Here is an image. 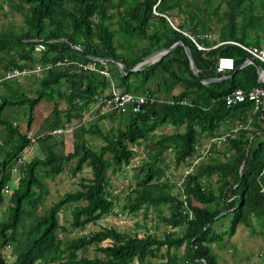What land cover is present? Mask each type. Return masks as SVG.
I'll list each match as a JSON object with an SVG mask.
<instances>
[{"label": "trees", "instance_id": "trees-1", "mask_svg": "<svg viewBox=\"0 0 264 264\" xmlns=\"http://www.w3.org/2000/svg\"><path fill=\"white\" fill-rule=\"evenodd\" d=\"M220 4L224 8L218 13ZM258 7L264 9V0H217L211 9L194 7L188 0H0V16L8 10L23 19L20 32L0 28V132L4 133L0 139V264H131L134 260L153 264L150 257L162 259L161 264H218L211 244L220 246L223 234L231 236L236 225L242 224L250 234H264V108L253 111L250 101L231 106L223 102L229 90L260 83L253 64L234 70L248 55L238 45L223 42L264 46L259 32L253 40H245L248 29L260 26L252 22L262 16L254 14ZM163 15L177 29L216 32L213 42L201 40L205 45L222 43L198 50ZM236 16L243 21L239 23ZM35 39L44 51H34ZM178 40L188 46L197 75L190 70L181 44L130 70L146 54ZM219 55L231 56L234 68L216 72ZM57 61L60 65H55ZM88 61L97 69L105 68L108 76L98 70L81 71L76 64ZM36 63L52 65L28 77L35 82L31 95L18 79L11 87L10 79L3 78L8 68H30ZM200 77L218 80L202 83ZM110 83L120 91L150 95L153 101L136 112L100 113L103 108L97 97L107 92ZM177 86L182 90L171 94ZM57 99L63 100L62 107ZM41 100L53 106L38 133L31 136L27 132L32 110ZM6 106L26 109L24 129L2 117ZM246 123L225 138L221 149L211 150V156L198 163L180 186L169 179L171 161L178 165L201 140ZM163 124L174 130L154 133ZM66 126L71 127V150L64 153L61 141L49 131ZM88 138L98 140V145L93 147ZM33 143L43 156L26 160L22 156ZM140 144L144 156L132 168L133 184L121 201L108 189V177L126 175L133 145ZM165 151L171 154L168 160ZM66 167L70 174L84 167L90 172L78 178L77 188L64 191L44 207L46 180ZM160 205H165L166 213ZM150 210L166 226L162 231L150 233L142 226L145 231L138 235L108 225L84 232L87 224L108 214L136 216L141 211L146 216ZM61 212L64 222L59 220ZM227 216L228 228L217 231L215 221ZM254 220L260 229H255ZM91 247L95 253L88 255Z\"/></svg>", "mask_w": 264, "mask_h": 264}, {"label": "rangeland", "instance_id": "rangeland-1", "mask_svg": "<svg viewBox=\"0 0 264 264\" xmlns=\"http://www.w3.org/2000/svg\"><path fill=\"white\" fill-rule=\"evenodd\" d=\"M191 5H194V7H202L204 6L205 9H211L217 2V0H212L209 2H203L201 0H188ZM191 1V2H190ZM194 1V2H193ZM224 8V4H220L217 8V12L220 13ZM6 9V6L4 7ZM262 13V16L258 21H255V19H252L253 24L260 25L259 28L256 27L254 29H248V37H245L246 41H249L250 39L253 40L252 36L254 33L259 32V36L261 38L264 37V32L261 31V29H264V9H260V7L255 9L254 14ZM257 16V15H256ZM256 16H253V18H256ZM236 20L240 23L243 20L240 18V16H236ZM216 23V22H215ZM218 24V23H216ZM23 25V19L22 16L15 12V11H6V13L2 16H0V28L5 29H12L16 32H20V28ZM211 39L216 38V32L211 33ZM261 40V39H260ZM264 40V39H263ZM0 68L2 67V59H0ZM34 66V65H33ZM32 66V67H33ZM31 68V67H30ZM17 81V79H10V82L8 81V84L13 87V84ZM18 84L20 87L22 86L23 89H25L26 94H32V90L35 86V82H32L33 79H28L27 76H23L18 79ZM15 87V86H14ZM19 87V86H18ZM12 89V88H11ZM12 91V90H11ZM0 92H3V88L0 86ZM58 101V107H62L64 105V102L62 99H57ZM53 103L47 102L44 100H41L38 102L33 110H32V120L30 129L28 130L27 134L33 136L34 134L38 133V128L40 124L43 122V119L48 115L50 109L52 108ZM26 109L24 107H11L6 106L3 110L2 117L8 119L11 121V123L15 124L17 127L24 129L25 124V116L24 112ZM75 120H72L71 123H73ZM103 124H108L107 120L103 121ZM72 125V124H71ZM69 127V126H68ZM174 130V127H172L170 124H163L160 127H157L154 130V133L159 132H171ZM26 131V130H25ZM70 130L59 134L56 138L57 140H60L61 150L66 153L71 150V136H70ZM4 133L0 132V139L4 138ZM89 137V136H87ZM88 142L93 145V147H96L98 145V140L88 138ZM223 145V143H222ZM133 149L135 151L133 157L130 160V163L128 166L125 167L126 169V175L123 173H115V174H109V185L108 189L110 190L111 194H117L119 196V199L122 201V194L125 193L127 190H129V184H133L131 173L132 168L139 164L141 158L144 156V146L143 144L140 145H133ZM165 156V159L168 160L171 156L169 151H165L163 153ZM32 156L42 157V151L39 149L36 143H33L32 146L24 153L22 156L24 159L29 160ZM169 169L167 170L168 176L173 181V179L177 178L180 174L181 168L178 166L176 167L172 162L169 163ZM89 169L87 167H84L81 172L70 174V172L67 170V167L59 173L55 178L52 180H46L47 188H48V195L45 198L44 201V207H47L52 201L56 199V197L60 194H62L64 191L67 190H73L78 187L77 181L80 176L86 177L89 175ZM211 178V177H210ZM15 179V178H14ZM206 179V178H205ZM211 183L214 182V179H209ZM209 207H212V205H209ZM5 208V203L2 204L1 210ZM159 210L161 212L166 213L167 209L165 205H160ZM65 213L61 212L59 215L60 222H64ZM139 225L138 227L136 225ZM255 229H260L259 224L256 223V221H253ZM114 226L115 228L125 231L127 233L133 234L134 232H137L138 235H142V233L145 231L142 226H145L150 233L154 232H160L164 228H166L165 225H163L154 215V212L152 210L148 211L146 213V216H143L142 212L140 211L136 216H132L127 213H118L116 216L113 215H106L102 218L98 219L95 223H89L86 225L84 232L91 229H98L102 226ZM229 226V217L221 218L214 223V227L217 231H221L224 229H227ZM222 242L221 245L218 246L217 244H211L213 250L215 253H217L218 256V264H259L261 262H264V234H250L242 224H238L235 227V231L231 236H227L223 234L222 236ZM171 251H173L171 249ZM92 247L87 251L88 255L94 254ZM4 256H9V249L4 250ZM150 260L153 262V264H161L162 259L150 257ZM131 264H138L135 260Z\"/></svg>", "mask_w": 264, "mask_h": 264}, {"label": "built area", "instance_id": "built-area-1", "mask_svg": "<svg viewBox=\"0 0 264 264\" xmlns=\"http://www.w3.org/2000/svg\"><path fill=\"white\" fill-rule=\"evenodd\" d=\"M168 23L176 30L180 31L184 36H186L195 46L196 49L207 51L210 50L222 42L213 43V44H203L201 40L210 39L211 35L208 33H190L185 30L177 29L168 16L163 15ZM229 42L238 45L241 47L248 55L247 59H255L261 62L264 65V46H250L243 45L236 41H223ZM34 51H44V45L41 43H36L34 45ZM78 68L81 71H96L101 74L108 76V73L105 68L97 69L93 62H77ZM51 63L40 64L36 63L31 68H8L4 70L3 78L4 79H19L23 76H38L43 70L51 67ZM55 65H60V62L57 61ZM234 68V60L231 56L228 55H219L215 61V71L219 73H224L232 70ZM257 81L260 82L258 85L252 86L249 89H243L240 87H235L229 90L223 96V102L226 106H231L235 104H239L244 101H250L252 103L253 111L264 108V76L257 75ZM153 98L150 95L143 93H132L128 91H120L113 87L112 83H110V87L106 93H103L97 97V104L102 105V110L100 109V113L106 112V110H113L115 112H125L127 109H130L133 112L138 111L141 108V105L152 102ZM180 102L184 103V100ZM249 120V119H248ZM249 122V121H248ZM247 122V123H248ZM247 123L243 126L241 124H233L230 126L228 130H225L221 135L210 137L208 139H203L199 143L195 144L193 147V151L190 155L186 156L183 161H181L178 165L172 163L176 167H180L181 171L177 178L173 179L176 186H180L182 184L183 179L195 168V166L201 161L207 159L211 156V150H215L220 142H224L225 138L231 134V132L236 131L237 129L247 126ZM71 130V127H56L49 131L51 135L58 136L59 134L65 133ZM15 168L13 167L12 170Z\"/></svg>", "mask_w": 264, "mask_h": 264}, {"label": "water", "instance_id": "water-1", "mask_svg": "<svg viewBox=\"0 0 264 264\" xmlns=\"http://www.w3.org/2000/svg\"><path fill=\"white\" fill-rule=\"evenodd\" d=\"M17 40H26L28 41L29 39H17ZM56 40H59V41H66L67 42V39H64V38H58ZM178 44H181L183 46V49H184V52H185V55L188 59V63H189V68L190 70L192 71L193 74L197 75V68L195 66V63L193 61V58H192V55H191V52L188 48V46H186L182 41L178 40L174 43H172L170 46L166 47V48H160V49H156L148 54H146L145 56H143L130 70H135L137 69L138 65L144 63V62H153L154 60H156L158 57L162 56L163 54H165L166 52H168L170 49H172L174 46L178 45ZM70 46L76 50H79L82 54L83 52L79 49V47L77 45H74V44H70ZM85 55V54H84ZM86 57H88L90 60H102L101 58H96L94 56H90V55H86ZM248 63H251L255 66L256 68V72H257V75H262L264 76V68L261 67L259 64L255 63L252 59H247L245 60L244 62H242L240 65H237L235 69L241 67L242 65H245V64H248ZM116 64V67L119 71L122 72V68H121V65L120 63L118 62H115ZM123 73V72H122ZM124 74V73H123ZM224 77V76H222ZM221 77V78H222ZM200 81L202 83H206V82H210V81H216L218 80V78H209V77H200L199 78Z\"/></svg>", "mask_w": 264, "mask_h": 264}, {"label": "crops", "instance_id": "crops-1", "mask_svg": "<svg viewBox=\"0 0 264 264\" xmlns=\"http://www.w3.org/2000/svg\"><path fill=\"white\" fill-rule=\"evenodd\" d=\"M210 35H212V34H210ZM215 39H216V38H215ZM260 39H261V40H260ZM263 39H264V37H263V38H261V36L259 37V41H260V43H261L262 45H264V40H263ZM210 40L213 42L214 39H211V38H210ZM218 42H220V41H218ZM218 42H216V43H218ZM181 90H182V88H181L180 86H177V87H175V88L173 89V91H172L171 94H174V95H175L176 93H178V92L181 91ZM248 119L250 120V118H248ZM249 120H248V121H249ZM222 143H223V142H220L219 145H218V147H217L216 149H221V148H222Z\"/></svg>", "mask_w": 264, "mask_h": 264}, {"label": "clouds", "instance_id": "clouds-1", "mask_svg": "<svg viewBox=\"0 0 264 264\" xmlns=\"http://www.w3.org/2000/svg\"><path fill=\"white\" fill-rule=\"evenodd\" d=\"M36 40V42H38L39 40H37V39H35ZM38 43H40V42H38Z\"/></svg>", "mask_w": 264, "mask_h": 264}]
</instances>
